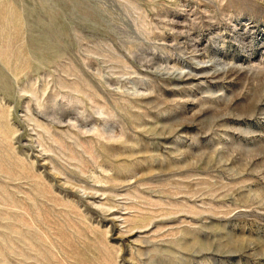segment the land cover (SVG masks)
Wrapping results in <instances>:
<instances>
[{
  "label": "rangeland",
  "instance_id": "obj_1",
  "mask_svg": "<svg viewBox=\"0 0 264 264\" xmlns=\"http://www.w3.org/2000/svg\"><path fill=\"white\" fill-rule=\"evenodd\" d=\"M0 264H264V0H0Z\"/></svg>",
  "mask_w": 264,
  "mask_h": 264
},
{
  "label": "bare ground",
  "instance_id": "obj_2",
  "mask_svg": "<svg viewBox=\"0 0 264 264\" xmlns=\"http://www.w3.org/2000/svg\"><path fill=\"white\" fill-rule=\"evenodd\" d=\"M211 69V68H210ZM208 70V69H207Z\"/></svg>",
  "mask_w": 264,
  "mask_h": 264
}]
</instances>
